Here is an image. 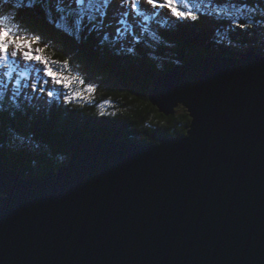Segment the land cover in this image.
<instances>
[{"label":"water","instance_id":"1","mask_svg":"<svg viewBox=\"0 0 264 264\" xmlns=\"http://www.w3.org/2000/svg\"><path fill=\"white\" fill-rule=\"evenodd\" d=\"M149 101L183 107L186 135L76 142L30 179L0 168V264H264V55L195 54Z\"/></svg>","mask_w":264,"mask_h":264},{"label":"trees","instance_id":"2","mask_svg":"<svg viewBox=\"0 0 264 264\" xmlns=\"http://www.w3.org/2000/svg\"><path fill=\"white\" fill-rule=\"evenodd\" d=\"M16 2L0 0V11L5 16L16 15ZM19 14L25 24L42 35L43 41L49 42L45 55L61 61L68 59L85 85L91 83L96 88L92 94L85 93V101L90 102L83 104L77 101L49 106L43 101L29 102L21 95L20 115L12 118L6 114L0 120V168L19 172L27 179L66 164L68 150L76 142L109 137L158 145L162 137L185 136L191 119L183 107L166 117L150 103L154 77L186 64L195 54L239 57L254 51L264 55L258 45L264 26L255 30L229 28L228 17H201L196 22L166 27L151 21L150 31L142 35L138 44L131 36L119 43L105 44L99 31L85 33L79 41L72 40L48 24L39 10L23 9ZM262 19L264 14H249L247 18L241 16L240 23ZM129 23L132 24L131 19ZM132 26L139 32L135 24ZM104 30L111 36L108 27ZM153 33L158 36L155 42L151 39ZM129 48L134 50L129 52Z\"/></svg>","mask_w":264,"mask_h":264},{"label":"snow or ice","instance_id":"3","mask_svg":"<svg viewBox=\"0 0 264 264\" xmlns=\"http://www.w3.org/2000/svg\"><path fill=\"white\" fill-rule=\"evenodd\" d=\"M23 9L39 10L48 24L72 40L79 41L85 33L99 31L101 42L105 44L119 43L128 36L138 44L142 35L150 31L151 21L166 27L173 23L179 26L185 21L196 22L201 17H228L229 28L255 30L264 26V19L240 23L241 16L246 14H264V0H119L118 3L116 0H17L16 15L9 17L0 11V120L6 114L12 118L20 115L21 95L29 102L35 99L49 106L53 103L71 105L77 101L90 102V99L85 101L84 94L96 91L91 83L85 85L68 59L61 61L45 55L49 42L43 41L42 35L20 18ZM110 10L117 25L111 36L104 30L112 26L107 23ZM130 19L139 32L129 23ZM151 39L157 41V34L153 33ZM12 108L16 112L13 113Z\"/></svg>","mask_w":264,"mask_h":264},{"label":"rangeland","instance_id":"4","mask_svg":"<svg viewBox=\"0 0 264 264\" xmlns=\"http://www.w3.org/2000/svg\"><path fill=\"white\" fill-rule=\"evenodd\" d=\"M116 2L118 3L119 0H116ZM247 16H249V14H246V18H247ZM251 19H253V18H251ZM107 23H109V24L112 25L111 27H108V29L110 30V33L113 34L114 33V30H115V27L117 25L115 24V20L113 18V12L112 11L110 12V16L108 17ZM261 33H262V36L259 38L260 42H259L258 45L261 46L264 49V29H262ZM128 37H130V36H128ZM28 91H30V90H28ZM84 96H85V100H86L87 99L86 94H84ZM45 99H46V97H45ZM37 101L41 102L43 100H37Z\"/></svg>","mask_w":264,"mask_h":264}]
</instances>
